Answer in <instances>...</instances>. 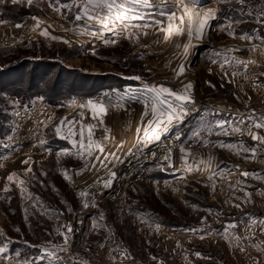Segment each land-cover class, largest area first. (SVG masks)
Masks as SVG:
<instances>
[{
	"label": "rangeland",
	"instance_id": "1",
	"mask_svg": "<svg viewBox=\"0 0 264 264\" xmlns=\"http://www.w3.org/2000/svg\"><path fill=\"white\" fill-rule=\"evenodd\" d=\"M86 3L0 0V264H264V0Z\"/></svg>",
	"mask_w": 264,
	"mask_h": 264
},
{
	"label": "snow or ice",
	"instance_id": "2",
	"mask_svg": "<svg viewBox=\"0 0 264 264\" xmlns=\"http://www.w3.org/2000/svg\"><path fill=\"white\" fill-rule=\"evenodd\" d=\"M13 2L15 3L16 0H13ZM29 3H31V0H29ZM89 6H91L93 10H95L96 8H107V9L110 10L111 8H113L115 6V0H87V3L84 5V16H89V10H88ZM121 7H123V6H121ZM213 14H214L213 10H209L208 12H206L204 14L203 19H201L200 22H199V28L197 29V33H196L197 34V38H201L202 37L203 29L206 26L208 19L211 18ZM173 16H174V14H173ZM76 18L77 19H81V17L79 15ZM89 18L98 19L97 16H91ZM117 18L118 19H123L124 16H123V14H121ZM102 22H104V21H102ZM44 34L47 35L46 32ZM188 35L189 36L192 35V31L191 30L188 31ZM113 43H114V41H113ZM182 71H183V68H181V72ZM136 79H139V77H136ZM191 87H192L191 83L186 85L185 86V92H188V90H190ZM151 91L157 93L156 97H154V99L156 100V103H154L152 105L153 114L158 116V117H162V116L166 115L169 121H171V119L173 118V116L175 114L174 106L171 103H167V97H165L163 100H161L160 96L162 94L167 93V94L173 96L175 98V100H177V101H189L190 100V96L183 95V94H177L176 92H174V91H172V90H170L168 88H165L163 86H161L159 88L153 87L151 89ZM89 103L91 104V101ZM157 104L160 105V109L157 108ZM181 107H183V105H181ZM100 111L103 112V106L100 107ZM261 120L264 121V117H262ZM159 122L160 121L158 119L157 123H159ZM62 123H63V121H62ZM255 127H258V128L259 127H264V123H257L255 125ZM234 130L235 131H239L240 129H234ZM250 134L252 135L253 139H259L261 142H264V136H258V135L254 134V133H250ZM154 138L155 139H159V136H155ZM253 151H255V150L253 149ZM25 163H27V161H25ZM244 174L247 175V173H244ZM112 175L114 176L115 174L113 173ZM12 178H13L12 176H9L10 180ZM66 178H68V177L66 176ZM105 186L109 187L110 184H106ZM81 195H85V193H81ZM85 206H87V205H85ZM69 231H71L70 228H69ZM3 251H5V249L0 248V252H3Z\"/></svg>",
	"mask_w": 264,
	"mask_h": 264
},
{
	"label": "crops",
	"instance_id": "3",
	"mask_svg": "<svg viewBox=\"0 0 264 264\" xmlns=\"http://www.w3.org/2000/svg\"><path fill=\"white\" fill-rule=\"evenodd\" d=\"M210 5H214L213 8L216 9L218 7L219 3H215V2H212L211 3L210 2ZM208 7L211 8L212 6H208ZM209 8H206V9H209ZM210 23H212V22H210ZM242 59H248V57H244ZM226 72L229 73V70H226ZM246 123H247L246 129H247V131H249L250 129H254L255 128V125L257 123H263V122L260 121L257 118H250V117H247V116H245V117L243 116L242 118H239L238 121H237V125L238 126H244ZM256 128H257V130H261L262 131V135L261 136H264V127H259V128L256 127ZM127 264H132V262L131 263H127Z\"/></svg>",
	"mask_w": 264,
	"mask_h": 264
},
{
	"label": "built area",
	"instance_id": "4",
	"mask_svg": "<svg viewBox=\"0 0 264 264\" xmlns=\"http://www.w3.org/2000/svg\"><path fill=\"white\" fill-rule=\"evenodd\" d=\"M147 54V52L144 50H135L131 53H129V57L132 60H138L142 57H144ZM248 116L252 117V118H257L260 121L262 117H264V108H253V109H249L248 110ZM264 123V121H262Z\"/></svg>",
	"mask_w": 264,
	"mask_h": 264
},
{
	"label": "trees",
	"instance_id": "5",
	"mask_svg": "<svg viewBox=\"0 0 264 264\" xmlns=\"http://www.w3.org/2000/svg\"><path fill=\"white\" fill-rule=\"evenodd\" d=\"M6 70L7 69H1L0 70V76L2 75V77H4L5 76V80L6 79H8L9 78V72H6ZM12 73V72H11ZM1 78V77H0ZM21 83H23V82H21ZM21 83H19L18 85H16V91H17V93L19 92V93H21V92H24V91H26L28 88L27 87H25V86H23V84H21ZM2 94H7V93H5V92H1ZM8 94H10V93H8ZM14 95V94H13ZM2 103L0 102V114H1V111L5 108L4 107V105H1Z\"/></svg>",
	"mask_w": 264,
	"mask_h": 264
},
{
	"label": "bare ground",
	"instance_id": "6",
	"mask_svg": "<svg viewBox=\"0 0 264 264\" xmlns=\"http://www.w3.org/2000/svg\"><path fill=\"white\" fill-rule=\"evenodd\" d=\"M33 34V33H32ZM74 111V110H73ZM143 115V114H142ZM142 115H141V117L139 116V114H137L136 115V117L134 118V124H133V126H136V125H138L139 124V122H141V120H142Z\"/></svg>",
	"mask_w": 264,
	"mask_h": 264
}]
</instances>
